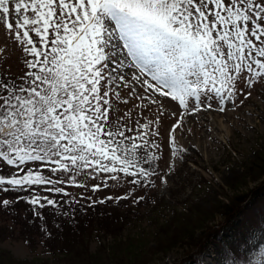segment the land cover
<instances>
[{"label":"snow or ice","instance_id":"1","mask_svg":"<svg viewBox=\"0 0 264 264\" xmlns=\"http://www.w3.org/2000/svg\"><path fill=\"white\" fill-rule=\"evenodd\" d=\"M0 26L25 57L22 75H0V209L15 193L40 219L79 203L66 186L166 184L165 117L178 158L186 116L227 112L264 87V0H0Z\"/></svg>","mask_w":264,"mask_h":264},{"label":"rangeland","instance_id":"2","mask_svg":"<svg viewBox=\"0 0 264 264\" xmlns=\"http://www.w3.org/2000/svg\"><path fill=\"white\" fill-rule=\"evenodd\" d=\"M24 59L18 43L0 26V75H22ZM117 107L123 115L131 104L120 103ZM201 114L195 116L197 119L186 116L183 133L177 132V146L185 150L178 158H170L167 147V130L175 121L164 118L160 128L162 135L155 139L161 143L157 155L162 153L156 162L158 173L164 175L169 163L174 161L166 184L152 178L154 186L145 188L127 183L125 180L131 178H125L118 185L113 186L114 182H111L108 188L92 192L91 185L99 181L91 180L88 188L82 191L89 196L110 194L117 197L128 193L127 202L143 197L137 206L134 203L132 208L124 209L127 205L123 206L114 217H107L97 226L98 230L89 233L86 230L82 234L83 241L77 248L85 245L96 257L94 260L91 255L86 261L88 264H95V261H99L98 264H171L173 261L185 264L181 261H186L184 257L191 251L202 264L212 260L209 243L200 251L194 250L195 244L200 242L210 225L223 221L224 212L229 208L225 202L231 203L230 196L237 199L264 178V87L257 83L250 99L227 112L213 109ZM144 115L149 114L145 112ZM149 118L154 119L153 116ZM255 155L262 156L261 162L250 161ZM254 165L258 169H254ZM67 189L78 191L76 187L66 186ZM10 194L13 195L5 198L15 200L16 194ZM24 203L15 200L11 205ZM19 212L22 216L21 208ZM10 217L9 212L0 209V255L24 261V264H64L62 260L56 262L54 258H48L50 253L41 243L45 233L35 232L37 234H32L27 242L19 233L20 223L11 222ZM115 219L118 221L114 222ZM181 221L185 223L180 225ZM190 225L194 230H189ZM250 235L252 240L250 238L242 249L245 253L261 250L264 254V225L251 229ZM58 256L62 257L61 254ZM42 259L47 260L42 262Z\"/></svg>","mask_w":264,"mask_h":264},{"label":"trees","instance_id":"3","mask_svg":"<svg viewBox=\"0 0 264 264\" xmlns=\"http://www.w3.org/2000/svg\"><path fill=\"white\" fill-rule=\"evenodd\" d=\"M262 156L255 155V158L250 159V161L253 163L261 162ZM254 169H258V166ZM83 190L78 188V191L74 192L67 189L79 203L73 202L55 209L48 207L39 210L43 213V219L33 215L32 208L26 201H23L26 202L24 205H10L5 210L11 215V222L20 223L19 233L25 241L28 242L32 234H37L35 232L45 233L41 243L44 245V250L50 253L48 258H54L56 262L62 260L64 264H69V262L88 264L86 261L91 258V255L93 257L95 255L84 247L85 245L80 249L77 248L83 241L82 234L86 230H88V233L92 232L93 229L98 230L97 226L105 222L107 217H114L116 212L123 206L127 205L124 209L132 208L133 203L134 206H137L140 200L135 199V201H132L130 199L127 202L125 199L119 201L114 199L103 204L96 203L89 206L91 202L86 199L89 194L82 192ZM23 195H27V193H23ZM124 195L128 196V193ZM107 196L111 195L90 197L99 200ZM55 198L60 199L59 196ZM230 199L231 203L230 201L225 202L228 203L229 208L224 212L223 221L210 225L208 231L201 237L200 242L195 244L194 250L200 251L209 243L212 249V260L208 264H263L264 254L261 250V252L245 253L242 248L251 238V229L264 225V178L248 189L242 196L237 197V199L230 196ZM217 201L221 200L217 199ZM19 208L22 210V216ZM65 211H67V214H64ZM181 217L184 219V216ZM117 221L118 219H115L114 222ZM184 223L181 221L180 225ZM104 227L108 228V225L105 224ZM192 227L194 226H189L190 231L194 230ZM225 228L228 231L224 232ZM58 254H61L62 257H59ZM184 259L186 261L181 262H185V264H202L198 257L192 255V251L186 253ZM46 260L42 259L41 261L45 262ZM94 260H96V257H94ZM95 262V264L99 263V261ZM175 263L177 261H173L171 264ZM0 264H24V261H14L12 258L6 257L5 254H1Z\"/></svg>","mask_w":264,"mask_h":264},{"label":"bare ground","instance_id":"4","mask_svg":"<svg viewBox=\"0 0 264 264\" xmlns=\"http://www.w3.org/2000/svg\"><path fill=\"white\" fill-rule=\"evenodd\" d=\"M201 115H202V114L199 113V116H201ZM195 116H196V115H195ZM195 116H190V117L193 118V117H195ZM196 117H197V116H196ZM196 117H195V119H197ZM217 120H219V119H217ZM217 122H218L217 124H218L219 126H221V122H220V121H217ZM201 125H202V123H201ZM261 183H262V182H261Z\"/></svg>","mask_w":264,"mask_h":264}]
</instances>
